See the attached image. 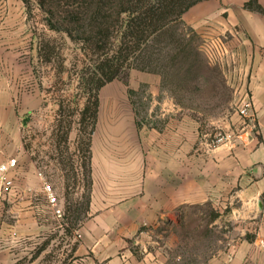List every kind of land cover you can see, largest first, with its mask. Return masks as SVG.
<instances>
[{
    "label": "crops",
    "instance_id": "0c3cea01",
    "mask_svg": "<svg viewBox=\"0 0 264 264\" xmlns=\"http://www.w3.org/2000/svg\"><path fill=\"white\" fill-rule=\"evenodd\" d=\"M249 1L203 0L182 17L202 38L226 43L224 62L210 65L219 76L211 81L217 97L221 84L231 96L217 118L233 140L213 146L202 139L200 112L179 104L161 76L145 77L162 108L141 125L132 114L128 128L96 127L89 217L74 231L64 264H169L178 237L161 231L206 206L211 226L228 234L201 264H264V0H255L261 11L247 8ZM40 66L24 1L0 0V165L18 162L11 184L0 183V264L31 260L39 233L63 227L23 140L25 118L44 106ZM246 96L253 107L243 119L230 107Z\"/></svg>",
    "mask_w": 264,
    "mask_h": 264
},
{
    "label": "rangeland",
    "instance_id": "374dc122",
    "mask_svg": "<svg viewBox=\"0 0 264 264\" xmlns=\"http://www.w3.org/2000/svg\"><path fill=\"white\" fill-rule=\"evenodd\" d=\"M26 2L39 49L44 46L46 54L39 68L44 106L25 118L23 140L29 157L56 192L62 207L63 216L59 220L63 227L41 231L35 238L31 260L23 258L16 264H64L71 254L73 233L89 217L91 205V161L89 154L85 153L91 126L89 122L81 126L80 115L72 112L76 105L80 109L85 106L87 92L96 87L101 77L97 67L105 66L110 73L120 69L118 78L99 90L97 127L116 125L128 128L132 114L137 125L145 123L149 114L154 116V112L162 107L155 103L152 85L142 80L159 75L163 79V88L179 104L192 106L200 112L202 139L212 142L221 137L226 142L227 139L233 140V135L221 125L222 118H217V114L229 107L230 102L226 100L231 96L226 94L223 84L219 88L220 95H215L211 80L219 76L210 66L214 62L205 50L210 41L195 33L183 20L168 25L163 35L130 48L128 41L122 45L120 41L128 19L126 13H119L123 0ZM67 3H74L75 9ZM94 3L103 7L98 15L92 7ZM133 4H138V0ZM67 7L76 13L69 15ZM49 21L58 30L51 29ZM67 29L73 38L65 32ZM91 37L93 41L97 37L100 40L102 49L99 54L93 53L96 50H89L87 42H82ZM126 57H130V64ZM215 62L221 63V60ZM137 67L151 68L155 72ZM222 79L221 76V83ZM130 90L135 93L129 94ZM239 103L230 107L231 112L237 111ZM59 109H62L61 116ZM68 126L72 131L68 142L64 143L60 137ZM81 129L87 132H81ZM85 163L87 169L83 167ZM212 218V210L206 206L203 215L193 212L177 228L161 231L166 239L171 234L178 237L169 264H201V260L224 247L228 229L211 226ZM177 256L184 257L182 262L172 259Z\"/></svg>",
    "mask_w": 264,
    "mask_h": 264
},
{
    "label": "trees",
    "instance_id": "16d2710c",
    "mask_svg": "<svg viewBox=\"0 0 264 264\" xmlns=\"http://www.w3.org/2000/svg\"><path fill=\"white\" fill-rule=\"evenodd\" d=\"M127 1V2H126ZM134 0H123L119 7V13L122 15L126 13L128 15V19L125 22V29L122 31L120 36L121 45L128 41V44L133 46H141L140 44L146 43L150 41L152 38L156 36H160L164 34L168 25L173 22H178L182 20L183 15L195 4L203 0H138V4H133ZM24 3H27L26 0ZM70 7L75 5L74 3H67ZM72 5V6H71ZM247 8L256 9L261 11V7L255 3V0H250L246 4ZM95 9L96 14H100L103 7L97 3H94L92 6ZM66 12L69 15H73L76 13L74 9H69V7L65 8ZM49 26L51 29L58 30L57 27L49 21ZM73 38V34L70 30H65ZM163 33V34H162ZM80 38V37H79ZM93 37L89 39H83L82 42H87V47L89 50H96L93 53L99 54L101 52V47L99 44V38L97 37L96 41L92 40ZM44 46L39 49V56L41 59L45 57ZM127 63L130 61V57L125 58ZM48 60V59H47ZM130 64V62H129ZM142 71H150L155 72L154 69L146 67H137ZM99 74L101 77L98 78V83H96V87L87 92V102L85 106L80 109L78 105H76L73 109L72 114H79L80 120L79 124L82 126L86 122L90 123V131H89V139L86 143L85 153L89 154L90 161L92 159V136L96 130L98 123V113L100 107L99 100V90L104 87L107 83L112 82L114 79L118 78L120 69H115L111 73L104 67H97ZM134 90H130L129 94H134ZM62 109H59V116L62 114ZM61 122V121H60ZM72 131V127L68 126L61 134L60 141L67 143L69 140V135ZM81 132H87L84 129L80 130ZM81 150V149H79ZM84 150V149H83ZM85 169L88 166H83ZM91 171V170H90ZM92 184V180L89 181ZM68 211V209H67ZM71 212V208L69 209V213Z\"/></svg>",
    "mask_w": 264,
    "mask_h": 264
},
{
    "label": "built area",
    "instance_id": "2783aa9c",
    "mask_svg": "<svg viewBox=\"0 0 264 264\" xmlns=\"http://www.w3.org/2000/svg\"><path fill=\"white\" fill-rule=\"evenodd\" d=\"M210 42L206 44V52L208 57L216 63L215 61H220L221 63L224 62L225 58L227 57V46L225 41L220 37H215L212 39H209ZM253 107L252 99L249 96L244 97L241 102L238 105L237 113L240 117L243 119L249 118V115L251 113V109ZM224 138H215L211 144L213 146L219 145L220 143H223ZM230 141L227 139L226 142ZM17 160L15 158L9 159L7 162L0 165V183L4 186H9L11 182L7 179V175L9 172L17 167ZM43 191L46 196V199L49 203V205L53 208L55 215L58 218H62L63 212L62 207L60 206L58 197L56 195V192L51 184H49L47 181L44 180L43 184Z\"/></svg>",
    "mask_w": 264,
    "mask_h": 264
}]
</instances>
